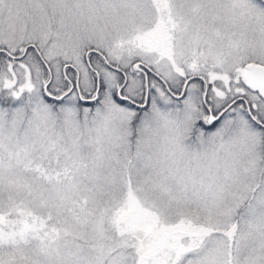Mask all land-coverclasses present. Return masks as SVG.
I'll return each instance as SVG.
<instances>
[{"label": "snow or ice", "instance_id": "obj_1", "mask_svg": "<svg viewBox=\"0 0 264 264\" xmlns=\"http://www.w3.org/2000/svg\"><path fill=\"white\" fill-rule=\"evenodd\" d=\"M0 264H264V0H0Z\"/></svg>", "mask_w": 264, "mask_h": 264}]
</instances>
